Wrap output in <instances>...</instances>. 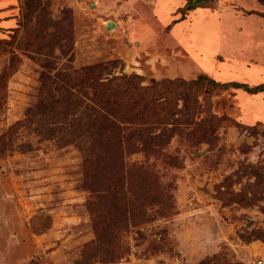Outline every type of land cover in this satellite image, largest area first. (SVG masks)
Here are the masks:
<instances>
[{
  "label": "rangeland",
  "instance_id": "rangeland-1",
  "mask_svg": "<svg viewBox=\"0 0 264 264\" xmlns=\"http://www.w3.org/2000/svg\"><path fill=\"white\" fill-rule=\"evenodd\" d=\"M194 1L0 0V264H264V95L133 119L92 86L263 84L264 4Z\"/></svg>",
  "mask_w": 264,
  "mask_h": 264
},
{
  "label": "trees",
  "instance_id": "trees-1",
  "mask_svg": "<svg viewBox=\"0 0 264 264\" xmlns=\"http://www.w3.org/2000/svg\"><path fill=\"white\" fill-rule=\"evenodd\" d=\"M259 1L264 4V0ZM181 19L185 18H180V20ZM178 20H175L174 23H177ZM106 74L109 75L110 71ZM136 80L141 81V77L138 75L129 77L123 74L122 76L113 77L107 83L93 80L92 86L95 90H98L97 98L101 102L108 104L110 107H112V104L117 105L119 109H117V111H119L122 116L133 119H139V117L144 116L159 117L162 114V110L166 101L173 100V104L175 105L180 99H185V93L188 94L190 90H194L196 86L201 87L202 84H208L209 90H228L234 88L241 89L251 95L264 94V83L255 86H249L247 84L238 82L221 83L205 75L200 76L196 81L190 82H185L181 79H166L163 81H155L153 82L152 86L147 87L140 86V83L138 84ZM162 97H164L166 101L160 102L159 100ZM67 102V100L63 99L58 102L53 101L52 104L57 105L56 108H61L60 105H64ZM98 114L99 113L96 112V117H94L93 121L89 122L88 127H84L85 134L90 135V137H92L93 135H104V137L106 138L107 136L111 135V137H113V135L110 133V129H112V121L108 117L106 118V115L103 116L104 114H102L101 116L106 118V122L101 123L99 121V118H97ZM69 136L74 138L71 139V142L77 141V139H75V131L69 134ZM87 150V152L90 151V149L88 148ZM98 159H100L101 161L106 160L107 158L102 156L101 154L100 156H98ZM108 165H110V167L106 169V173L102 175V178L105 180H109L113 184V187L115 183L118 185V188L122 187L121 184L123 179H120L119 182L117 181L114 183L113 178L115 176H112V174H116V169L114 168L113 164L109 163ZM114 191L119 192L120 190ZM153 200H158L157 196L153 197ZM157 203H159V200L157 201Z\"/></svg>",
  "mask_w": 264,
  "mask_h": 264
},
{
  "label": "water",
  "instance_id": "water-1",
  "mask_svg": "<svg viewBox=\"0 0 264 264\" xmlns=\"http://www.w3.org/2000/svg\"><path fill=\"white\" fill-rule=\"evenodd\" d=\"M211 0H195L194 4L198 5V4H202V3H206V2H210ZM114 28V25L112 23H108V30H111Z\"/></svg>",
  "mask_w": 264,
  "mask_h": 264
},
{
  "label": "crops",
  "instance_id": "crops-1",
  "mask_svg": "<svg viewBox=\"0 0 264 264\" xmlns=\"http://www.w3.org/2000/svg\"><path fill=\"white\" fill-rule=\"evenodd\" d=\"M165 3H167V2H165ZM4 4H7V1H5L4 2ZM2 10H4V5H2V7L0 8V11H2ZM5 21V20H4ZM264 94H262V96H263Z\"/></svg>",
  "mask_w": 264,
  "mask_h": 264
}]
</instances>
